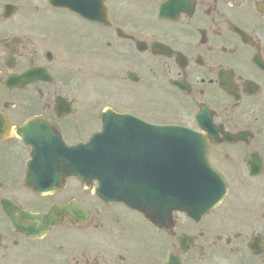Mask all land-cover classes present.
I'll return each mask as SVG.
<instances>
[{
  "label": "flooded vegetation",
  "instance_id": "obj_1",
  "mask_svg": "<svg viewBox=\"0 0 264 264\" xmlns=\"http://www.w3.org/2000/svg\"><path fill=\"white\" fill-rule=\"evenodd\" d=\"M71 3L0 0V264H264V0ZM164 126L205 140L220 204L107 203L50 153L104 132L165 186Z\"/></svg>",
  "mask_w": 264,
  "mask_h": 264
},
{
  "label": "water",
  "instance_id": "obj_2",
  "mask_svg": "<svg viewBox=\"0 0 264 264\" xmlns=\"http://www.w3.org/2000/svg\"><path fill=\"white\" fill-rule=\"evenodd\" d=\"M51 3H54L56 5H61V6H68V0H50ZM171 132L172 133H175V132H179L177 129H171ZM171 141L172 142H175V141H180V138L175 137L174 134H172V137H171ZM195 140V139H194ZM85 147H88L87 146H81L79 145L78 147L75 148V151H78L80 150L81 153L80 154H76L74 153L73 151H69L68 152V155L69 156H72V154L74 153L73 156H80V157H83V154H82V151ZM86 150V149H85ZM181 150V149H180ZM93 158H96V159H93V160H96V161H92V164H91V168H90V174H91V179H97L99 181H102L104 183V181H109L110 179L111 180H114L115 178L114 177H111V175H109L107 172H105V170L103 168H100L98 169L97 167V164L101 166V163H98L100 160H99V157L98 156H94ZM102 161V160H101ZM173 162V160H172ZM73 162L69 163V169L67 170V174H78V175H82V171H83V167H82V164L79 162V161H76L75 160V163L78 164V166H75V165H72ZM176 163H178L176 161ZM111 171V170H109ZM181 169H179L178 167H176L175 165L172 166L170 168V176H171V185L166 188V195L168 196H171V197H176V196H179L181 195V192H183L185 189L189 191V194L187 196H196V195H208V196H213V188L212 186L213 185H208V186H204L202 191L200 189V191L198 190V187L194 185V187H191L192 185H186L185 189L184 187H182L181 185H179L178 182H175L177 180H179V176L178 174L180 173ZM189 180V178H188ZM117 183L118 181H112V182H105L103 184V187H101L99 189V191H97V194L101 197V198H104L105 200H107L108 202H120V201H127V204L132 207H136L138 206V203L136 201V199H131V198H126V197H122L120 196L119 197V194L118 192L115 193V190L117 188ZM51 188V187H50ZM50 188L48 187H40L39 189L42 190V191H45V190H49ZM128 189V191L131 193V190L133 189L131 186H128V188H126V190ZM118 190V188H117ZM158 194L156 193V196ZM222 196V195H221ZM111 198L112 201H111ZM124 200H123V199ZM216 199V197H215ZM221 199V197H220ZM220 199H216L214 202L211 201L210 205H208L207 207H212L213 205H216L217 203H219L221 200ZM130 200V201H129ZM213 200V198L211 199ZM193 202V200H192ZM197 203V202H196ZM172 205H178V203H174Z\"/></svg>",
  "mask_w": 264,
  "mask_h": 264
}]
</instances>
